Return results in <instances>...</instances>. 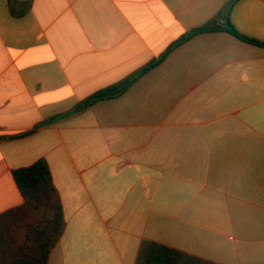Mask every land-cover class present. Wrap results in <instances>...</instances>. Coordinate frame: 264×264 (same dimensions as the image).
Masks as SVG:
<instances>
[{
	"label": "crops",
	"instance_id": "1",
	"mask_svg": "<svg viewBox=\"0 0 264 264\" xmlns=\"http://www.w3.org/2000/svg\"><path fill=\"white\" fill-rule=\"evenodd\" d=\"M227 12L264 43V0H0V214L24 203L13 172L46 160L49 264H136L144 242L264 264V46Z\"/></svg>",
	"mask_w": 264,
	"mask_h": 264
},
{
	"label": "trees",
	"instance_id": "2",
	"mask_svg": "<svg viewBox=\"0 0 264 264\" xmlns=\"http://www.w3.org/2000/svg\"><path fill=\"white\" fill-rule=\"evenodd\" d=\"M227 32L243 42L264 46V43L237 32L229 23ZM222 29L205 26L187 33L176 45L200 33ZM166 55L151 62L138 74L118 85L101 90L88 97L78 110L98 102L121 97L122 94L149 69L156 67ZM15 182L23 195L21 206L0 214V264H49L52 249L65 231V219L60 195L56 189L46 160L41 159L30 167L13 172ZM136 264H217L180 250L155 243L144 242Z\"/></svg>",
	"mask_w": 264,
	"mask_h": 264
}]
</instances>
